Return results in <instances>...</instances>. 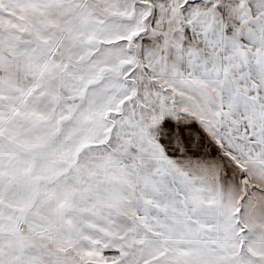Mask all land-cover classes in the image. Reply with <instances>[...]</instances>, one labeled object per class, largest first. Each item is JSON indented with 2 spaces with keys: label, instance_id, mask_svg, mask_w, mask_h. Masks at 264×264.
I'll list each match as a JSON object with an SVG mask.
<instances>
[{
  "label": "snow or ice",
  "instance_id": "snow-or-ice-1",
  "mask_svg": "<svg viewBox=\"0 0 264 264\" xmlns=\"http://www.w3.org/2000/svg\"><path fill=\"white\" fill-rule=\"evenodd\" d=\"M0 264H264V0H0Z\"/></svg>",
  "mask_w": 264,
  "mask_h": 264
}]
</instances>
